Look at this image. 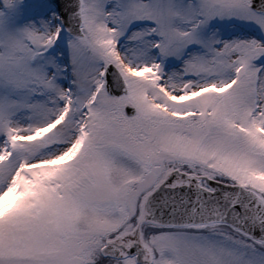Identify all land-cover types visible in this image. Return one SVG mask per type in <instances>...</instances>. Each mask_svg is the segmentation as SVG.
<instances>
[{
  "label": "snow or ice",
  "instance_id": "6c2138e0",
  "mask_svg": "<svg viewBox=\"0 0 264 264\" xmlns=\"http://www.w3.org/2000/svg\"><path fill=\"white\" fill-rule=\"evenodd\" d=\"M0 264H264V0H4Z\"/></svg>",
  "mask_w": 264,
  "mask_h": 264
},
{
  "label": "rangeland",
  "instance_id": "374dc122",
  "mask_svg": "<svg viewBox=\"0 0 264 264\" xmlns=\"http://www.w3.org/2000/svg\"><path fill=\"white\" fill-rule=\"evenodd\" d=\"M28 2V0H25V4ZM5 5H4V0H0V10L4 9Z\"/></svg>",
  "mask_w": 264,
  "mask_h": 264
}]
</instances>
